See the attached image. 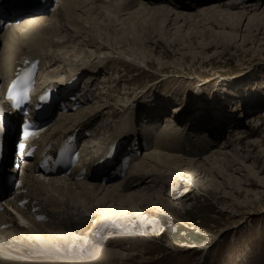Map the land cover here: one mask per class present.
Masks as SVG:
<instances>
[{
	"label": "bare ground",
	"instance_id": "1",
	"mask_svg": "<svg viewBox=\"0 0 264 264\" xmlns=\"http://www.w3.org/2000/svg\"><path fill=\"white\" fill-rule=\"evenodd\" d=\"M53 1L49 10L54 11L30 19L16 16L8 28L1 26L0 18V78L6 82L25 61L39 60L41 86L56 87L65 94L66 111L36 145L46 149L56 140L89 134L84 140V150L90 149L84 160L89 171L105 162L106 152L115 154V147L127 151L133 146L145 153L124 179L105 186L90 173L75 181L83 165L69 177H38L26 169L27 194L23 197L30 200V215L25 223L6 218L16 225L0 230V264H126L123 247L145 241L137 230L140 236L149 237L154 216L177 211V202L187 197L191 201L199 189L214 194L215 200L222 195L219 204L233 218L240 216L238 209L249 212L246 209L252 202L259 203L264 194V137L261 141L254 134L247 135L240 120L248 107L264 105L260 97L234 96L233 100H240L239 107H244L238 116L229 117L227 109L232 107L227 97L232 96L215 87L208 94L212 98L194 91L183 106L178 105L176 92L170 96L165 91L154 93L146 104L142 101L148 100L149 90L137 99L115 98L121 82L109 77L108 71L111 64L120 66L127 59L139 69L148 67L151 59L161 63L150 46L153 43H163L171 50L178 47L182 60L197 55L192 45L209 50L238 45L242 40L245 44L255 29H264V10L259 13L264 0ZM213 38L221 41L213 42ZM85 80L91 84L90 91L71 100L74 94L68 95V86L78 81L85 85ZM215 110H219L217 115ZM193 113L200 117L184 118ZM16 115L19 118L18 112L11 117ZM157 125H161L159 130L151 132ZM9 198L11 204L18 199ZM31 206L48 220L36 223ZM98 229L103 231L94 235Z\"/></svg>",
	"mask_w": 264,
	"mask_h": 264
},
{
	"label": "rangeland",
	"instance_id": "2",
	"mask_svg": "<svg viewBox=\"0 0 264 264\" xmlns=\"http://www.w3.org/2000/svg\"><path fill=\"white\" fill-rule=\"evenodd\" d=\"M259 8H261L259 13L263 12L264 5L261 4ZM193 11L198 13L200 10L198 8ZM255 30L250 40L245 44L242 40L238 44L239 46L232 44L227 45L224 49L211 48L206 50L199 49L198 44L196 46L192 45V49L195 48L197 55H190L186 60H182V55H179L182 52L179 51L178 47L175 49L173 47L171 50L163 43L158 45L153 43L150 46L154 51V55L162 58L161 63L156 59H151L152 64L148 63V67L139 69L133 66L132 62L130 63L133 60L127 59L129 62L127 61L123 65L117 66L118 64L115 63L109 66L111 71H108V76L112 77L114 81L121 82L118 89L116 88L117 94H114V97L137 99L138 96L149 90V93L146 94L148 100L142 101L149 104L151 103L149 99L154 96V93H159L158 91L161 93L165 91L170 96L176 92L177 95L175 96L179 97L178 105L183 106L186 97L193 94L194 91L196 95L202 92L205 97L209 98L210 95L208 94L215 87V90H226L225 92H229L233 97H227V104L232 107L230 110L227 109V112H229L228 117L231 115L238 116L239 111L243 110L244 107V105L239 107L238 101L240 100H233L234 96L241 94L243 97H247L255 94L254 97H260L262 100L259 99V101L264 104V42L260 43L261 39L264 40V29ZM244 31L245 28L241 34L243 38L245 36ZM62 34L65 35V32ZM211 41L220 42L221 40L213 38ZM222 42L225 41L222 40ZM188 50L195 52V50ZM125 85L127 87L126 92L129 91L131 94L130 97L124 96L126 93L123 91ZM210 97L212 98V95ZM203 103H206V101L204 100ZM175 106V104L169 106L167 112H172ZM262 106L248 107L244 110L246 116L240 120L247 127V135L252 137L254 134V138L261 141L264 137V105ZM218 111L215 110L216 115ZM121 116L119 115V117ZM198 117H200L199 114L193 113L184 118L192 120L194 118L198 119ZM214 130L216 131L217 128ZM248 142L249 140H246L244 146ZM261 165H264V160ZM262 176H264V173ZM254 189L262 190L259 187ZM196 193L192 194L193 199L191 201H188L190 197L179 200L177 211L161 212L158 217L154 216V224L159 223L160 226L156 227L153 224L154 226L152 225L148 231L149 237L143 234V236H140L141 233L137 230L139 232L138 237L146 242H140L138 246L131 243L126 244L122 250L126 252L125 263L264 264V194L259 203L252 202V205L250 204L246 209L253 214L249 216V212L238 209L240 216L233 218V214L228 211L224 212V207L219 204L222 195H219L218 200H215L212 193L200 189L199 193ZM134 222V226L137 227L136 221ZM101 231L103 229H98L94 235H98V233L100 235ZM221 231H224V233ZM117 245L121 246V244ZM114 246L116 247V245ZM102 247L108 248L106 246ZM115 247H113V250H117ZM125 248L128 250L125 251ZM101 263L106 264L105 261H101Z\"/></svg>",
	"mask_w": 264,
	"mask_h": 264
},
{
	"label": "snow or ice",
	"instance_id": "3",
	"mask_svg": "<svg viewBox=\"0 0 264 264\" xmlns=\"http://www.w3.org/2000/svg\"><path fill=\"white\" fill-rule=\"evenodd\" d=\"M31 75V73H27V74H25L24 76H22L21 77V81H19L18 83H20V82H26L27 81V79H28V76H30ZM15 87H16V85H13V91L12 92H9V99L10 100H15L16 99V96L15 95H13V92L15 91ZM24 95L26 96L27 95V91L24 93ZM3 131V125L2 124H0V132H2ZM27 135V134H26ZM21 147H23V145H21ZM24 221L22 220V223H23Z\"/></svg>",
	"mask_w": 264,
	"mask_h": 264
}]
</instances>
